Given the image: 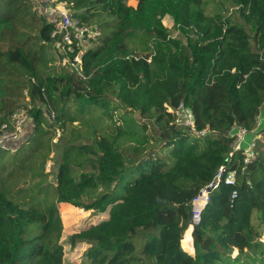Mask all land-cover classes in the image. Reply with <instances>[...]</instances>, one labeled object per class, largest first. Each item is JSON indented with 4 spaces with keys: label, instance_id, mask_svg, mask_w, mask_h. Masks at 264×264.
<instances>
[{
    "label": "trees",
    "instance_id": "1",
    "mask_svg": "<svg viewBox=\"0 0 264 264\" xmlns=\"http://www.w3.org/2000/svg\"><path fill=\"white\" fill-rule=\"evenodd\" d=\"M65 1L100 31L80 68L79 49L61 54L30 0H0V126L32 106L29 135L0 149V264H66L63 219L82 210L107 215L68 236L89 245L85 264H264V137L246 161L247 143L235 150L229 136L264 134V0L209 13L207 0ZM58 52L79 76L61 71ZM181 104L205 135L177 123ZM221 165L236 183L222 180L193 224L191 200Z\"/></svg>",
    "mask_w": 264,
    "mask_h": 264
},
{
    "label": "built area",
    "instance_id": "2",
    "mask_svg": "<svg viewBox=\"0 0 264 264\" xmlns=\"http://www.w3.org/2000/svg\"><path fill=\"white\" fill-rule=\"evenodd\" d=\"M34 14L41 19H45L54 27L52 37L56 38L54 44L59 49L61 54L73 52L77 47L78 53L74 56L73 65L80 66L82 55L85 52V47L88 45L90 39L96 38L100 31L98 26H86L79 23L65 0H30ZM74 40H76L74 46ZM68 58H66L67 60ZM27 93V92H26ZM32 106L27 104L16 109L10 116L7 122L0 126V149H9L15 147L18 143L29 135L28 131L30 121H32L30 109ZM179 108L185 109L189 114V125L191 131L199 135H205L206 130L198 131L195 127L192 112L181 104ZM171 110V109H170ZM32 128V127H31ZM28 131V133H27ZM252 134L253 138L248 142L246 137ZM229 136L233 138V146L238 150L245 143L246 161L252 157V150L255 148L257 140L263 138L264 134L259 132L258 128L254 130H247L244 127L234 126ZM228 161L229 158H226ZM225 181L227 184L236 183V170L226 171V166L221 165L214 177V179L203 186L199 192L191 200V220L193 224H199L202 214L211 200L212 192L219 187V184ZM237 190L233 191L232 198L237 196Z\"/></svg>",
    "mask_w": 264,
    "mask_h": 264
},
{
    "label": "rangeland",
    "instance_id": "3",
    "mask_svg": "<svg viewBox=\"0 0 264 264\" xmlns=\"http://www.w3.org/2000/svg\"><path fill=\"white\" fill-rule=\"evenodd\" d=\"M137 0H127V3L128 4H133V3H136ZM221 0H207L206 4H205V8L207 10V12H212L218 5V3L220 2ZM138 3V2H137ZM228 7V8H227ZM226 13L228 15H230L234 10L235 8L234 7H229L228 5H226ZM0 9H1V6H0ZM237 9V8H236ZM235 18L236 19H239V15L236 13L235 14ZM163 23L164 25H166L167 27H169L171 29V33L173 36L175 37H180L182 38L184 41L186 40V38L177 30L173 27V20L170 21L168 18H164L163 20ZM186 42V41H185ZM47 52H50L51 54H53L54 56L57 57V53L55 54L54 53V50L52 47H48L47 48ZM59 53V52H58ZM60 57H59V60L57 61L59 67L61 68V71L64 72V73H68V71L70 73H73L75 74L76 76H79V72L74 68V67H77L74 66L71 62V64L74 66H70L69 62L66 60L65 56L61 55L59 53ZM79 67V66H78ZM73 68V69H72ZM80 68V67H79ZM76 70V71H75ZM77 87L79 88H82V86H80V82H79V79H75V82H74ZM39 105H41L43 108H45L46 106L39 102ZM125 110L122 109V108H119L118 109V116L121 114V113H124ZM262 113H264V109L262 110ZM126 116L129 118V119H132V121H137L139 123H142V121H147L150 123L151 125V128L154 129V130H157L159 131V128L158 126H154V124H152V122L150 120H147L146 118H142L140 116V114H138L137 112L135 111H130L128 109V111L125 112ZM177 115H178V120H177V123L182 126V127H185V128H188L190 127L189 125V114L188 112L185 110V109H182V108H178L177 109ZM121 122V120H120ZM75 124H78V122H75ZM32 127V121H30V126H29V129L28 131H30ZM27 131V133H28ZM57 139L59 137V131H57V135H56ZM195 137H198L196 136V134H192V138L195 139ZM55 138V139H56ZM251 136L248 135L247 136V140L248 142H250L251 140ZM55 142V140H54ZM203 142H205V140H203ZM264 151V145H263V148H262ZM257 152H259V150H257ZM53 154H55L54 157H57L59 158L60 155H59V152L55 149V151L53 152ZM46 171H50V172H53L54 174L52 176H50V179L51 181H55V164L53 161H48L47 162V165H46ZM62 205L63 203H59L58 206H59V210H60V213H61V216H62V219H63V210H62ZM76 207V206H75ZM79 210V209H77ZM107 216L106 214H103V213H99V212H93L92 210H89V211H80L78 214H77V218L72 220V221H65L63 219V223H64V232H63V238H62V241L64 243V247H65V263L66 264H85L86 262V256H85V253L89 247V245L87 243H78L76 246L74 247H71V245L69 244L68 242V236L86 226H89L91 224H95L96 222H98L101 218ZM189 234L186 235V238H185V244L188 245L189 243Z\"/></svg>",
    "mask_w": 264,
    "mask_h": 264
},
{
    "label": "crops",
    "instance_id": "4",
    "mask_svg": "<svg viewBox=\"0 0 264 264\" xmlns=\"http://www.w3.org/2000/svg\"><path fill=\"white\" fill-rule=\"evenodd\" d=\"M137 2H138V0L136 1V3L129 4V5L137 6V4H138ZM166 18H168L170 21L173 20V19L171 18V16H169V15H167ZM263 120H264V113L261 114V118H260V121H263ZM248 135H250V136L253 138V135H252V134H248ZM248 135H247V136H248ZM252 138H251V139H252ZM246 140H247V137H246ZM247 141H248V140H247Z\"/></svg>",
    "mask_w": 264,
    "mask_h": 264
},
{
    "label": "water",
    "instance_id": "5",
    "mask_svg": "<svg viewBox=\"0 0 264 264\" xmlns=\"http://www.w3.org/2000/svg\"><path fill=\"white\" fill-rule=\"evenodd\" d=\"M44 109H45V112H46L48 118L50 119V121H53V120H54V115H53L52 111L49 110V109L46 108V107H45Z\"/></svg>",
    "mask_w": 264,
    "mask_h": 264
}]
</instances>
